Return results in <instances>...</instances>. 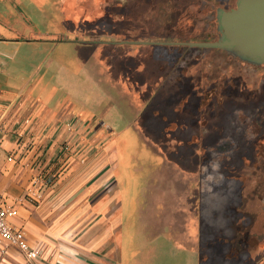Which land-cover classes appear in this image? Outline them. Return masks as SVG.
<instances>
[{
    "label": "crops",
    "instance_id": "0c3cea01",
    "mask_svg": "<svg viewBox=\"0 0 264 264\" xmlns=\"http://www.w3.org/2000/svg\"><path fill=\"white\" fill-rule=\"evenodd\" d=\"M33 4L48 20L58 21L59 28L26 37ZM142 4V0H0V195L18 211L10 223L23 230L40 253L34 261L25 257L23 264H121L117 236L123 230L122 204L115 176L105 175L115 145L111 126L105 134L104 122L117 107L122 120L134 124L140 135L145 132L138 121L146 123V106L154 92L150 89L143 99L140 94L149 83L128 81L126 71L132 64L139 71L151 63L153 47L119 42L132 29L143 33L156 28L144 24L153 19L145 17ZM130 19L136 23L118 25ZM64 36L77 38L75 60L41 59L44 51L54 53ZM148 57L151 62L143 60ZM68 65L72 73L63 76ZM105 103L107 108L96 114ZM156 152L163 157L162 169L168 176H151L145 185L149 201L140 211L135 257L127 263L233 261L232 253L222 256L220 248L216 252L207 248L202 206L198 211L193 204L198 196L192 184L199 176L173 172L170 148ZM2 250L3 264H14L9 259L22 254L7 244Z\"/></svg>",
    "mask_w": 264,
    "mask_h": 264
},
{
    "label": "rangeland",
    "instance_id": "374dc122",
    "mask_svg": "<svg viewBox=\"0 0 264 264\" xmlns=\"http://www.w3.org/2000/svg\"><path fill=\"white\" fill-rule=\"evenodd\" d=\"M236 2L237 0H205L201 4V9L199 6H191L190 11L187 7V13L184 12L181 16L182 20H185L184 25L189 31L193 29V32L187 33L186 38L188 37L189 40L186 42L218 41L220 36L218 32L219 11L230 10ZM142 3L145 4L139 8L146 11L145 17L153 19L144 20V24L150 22L157 26V22L159 23L155 30L152 28V30L143 32L144 37L147 33L160 34L163 29L161 24H168L172 17L176 18L179 9L182 8L177 5L176 0H142ZM35 7L34 4L30 5L29 20H27L28 29H25L26 37L29 38L32 33H48L59 28L58 21L48 20V17H44ZM132 21L131 25L136 23L130 19V22ZM121 24L122 22L118 23L119 26ZM131 32L132 38L141 34V31L135 29H132ZM62 39V42L57 45L55 54L44 51L40 55L41 59H45L47 63L53 61V56H55V60H62L66 63L70 58L75 60L78 54L76 46H79L76 43L77 38L64 36ZM95 39L98 40V37ZM110 39L101 38L102 41H113ZM178 54L179 52H170L169 50L168 53L159 51L160 56L164 55L168 58H176ZM29 55L32 60V53ZM184 56L185 58L179 65L181 68L184 67V73H187L188 76H200L207 93H214L212 85L215 84L214 78L216 77L218 78H216L217 82L221 83L223 92H230L228 88L230 85H225L228 77H232L233 82L229 81L232 85L237 79L245 82L244 79H248L249 74L252 75L246 72L247 70H254L255 76L264 79V66L256 68L253 65H243L239 58L227 55V52L221 49H190L184 53ZM65 67L62 70L63 76L72 73L71 69H73L69 65ZM262 104H264V100L257 101L253 105L239 101L230 104L229 108L246 109L249 111L248 113L254 112L252 115L257 114L258 123L263 126L264 105L261 106ZM106 108L107 104L105 103L95 112L101 114L99 112ZM116 109L117 107L111 109L114 110L113 115L106 118L104 122L105 134L109 130L108 126H111L112 142L115 145L109 151V167L106 169L105 175L115 176L114 182L119 189L123 230L120 231L117 238L122 245L120 263L128 264L127 262L131 263L135 257V238L138 234V223L141 221L140 211L148 205L149 201V191L147 190L146 193L145 185L150 183L151 176L157 174L168 176V172L165 173L162 169L164 159L156 152L157 149L165 152L167 148H165V142L158 143L165 136L156 130L163 126L159 120L157 123L149 119V124L154 122L152 124L154 134L151 135L145 130L146 132L140 135L134 124L131 125L129 120L124 121L119 117L118 109L117 111ZM145 120L148 119L145 118ZM252 120L254 118H250V121ZM222 135H225V132ZM226 135L231 136L230 133ZM212 137L219 140L216 135ZM216 144V146L200 149H175V153H171V156L176 157L180 164L175 163L172 170L177 175L202 176L201 180L192 184V192L193 194L196 192L198 196L195 203L193 202L198 211L202 206L203 221L207 227V248L210 252H216L215 248H220L222 256L231 257L232 253L234 259L233 261L220 260L217 262L222 264H264V259L258 262L260 258L264 257V149L240 145L229 146V144L221 142ZM183 167L190 169V173L185 172ZM200 195L203 197L201 198ZM230 242L233 244L230 245ZM248 243L251 244L249 249ZM0 252L5 254L6 250H0ZM3 257L4 255L0 256V264H3ZM9 260H12L14 264H23L26 258L23 254L17 253ZM4 264L6 263L4 262Z\"/></svg>",
    "mask_w": 264,
    "mask_h": 264
},
{
    "label": "flooded vegetation",
    "instance_id": "af4514ba",
    "mask_svg": "<svg viewBox=\"0 0 264 264\" xmlns=\"http://www.w3.org/2000/svg\"><path fill=\"white\" fill-rule=\"evenodd\" d=\"M237 2L230 10L236 7ZM115 31L120 32L121 30L115 29ZM218 32L220 35L218 40H220L222 37L220 28H218ZM180 33L183 34V31ZM122 38H125V40H121L120 38L119 42H142V40H139V36H133V38L131 36H123ZM110 40H113L109 42L111 44L117 43L116 39ZM184 41L186 42V40H182L177 44L187 46L182 44L185 43ZM148 46L152 47V45ZM151 57L152 59L157 58V52L154 48H152ZM241 61L243 65H253L256 68L264 66V64ZM138 62L142 63L143 60L141 59ZM157 63L156 61L151 62L153 67H156L153 73L155 79H158L157 74L159 73V65ZM169 70L171 74V80L169 81H172L171 89L173 90V94H171V98L169 99L170 111L161 121L164 128L160 132H164L166 135L161 140H157L158 143H168L167 148H170L171 153H175V149L180 148L200 149L207 146H216V143L219 142L229 144V146L240 145L264 149V125H259L257 114L252 115L254 112L248 113L249 111L246 109L234 110L233 108H229L230 104L239 101L253 105L257 101L264 100V79H259V77L255 76L254 70H247L246 72L252 75L249 74L248 79H244L245 82L237 79L234 81V85L229 82L230 80L233 82L232 77H228L229 79L227 78L225 85H230L228 87L230 92H223L220 81L217 82V77L214 78L215 84L212 85L214 93L206 92V89H204L205 84H202L200 76H188L187 73H184L183 66L182 68L181 66L175 68L171 65ZM160 111L161 109H157L156 112L160 113ZM250 118H254V120L250 121ZM138 123H140L139 127L143 128V130L147 131L149 129L147 127L150 125L142 120L139 119ZM223 132H225V135H222ZM229 133L231 136L226 135ZM213 135L219 137V140L217 141L216 137L213 139ZM150 137L152 138V136ZM171 153H169V157L172 159V162L180 164L176 157L171 156ZM183 168L185 169V167ZM185 170V172L190 173V169L186 168ZM201 179L202 176H199L198 180ZM252 243H255V241H252ZM257 244L259 243L257 242ZM250 245L248 243V249Z\"/></svg>",
    "mask_w": 264,
    "mask_h": 264
},
{
    "label": "trees",
    "instance_id": "16d2710c",
    "mask_svg": "<svg viewBox=\"0 0 264 264\" xmlns=\"http://www.w3.org/2000/svg\"><path fill=\"white\" fill-rule=\"evenodd\" d=\"M177 1V5L181 6L182 8L179 9L180 11H178L177 13V17H172L171 20L168 22V24H161V28H163L160 34H145V37L142 35L139 36L140 39L142 41H146L141 43H125V44H137L140 46H148V45H152V47L154 48V50H156L157 52V58L153 59V61L158 62L157 64L159 65V73L157 74V78L155 79V81L152 79V76H154V68L153 65L151 63H145L143 65V68H141V70L137 71L136 66H133V68H128L127 69V73H126V78L128 81H136L137 79H139V81L141 82H148V88L147 90H145V93H141V97L143 99H145L147 96H149L150 94V89L153 90L154 92V96H153V100L151 102L148 103V105L146 106V114L149 115L148 120L146 121L147 124H149L150 120H153L155 122L158 123V120H160V123H162V118H165V115H167L168 111L170 110V98H171V94H173V90L171 89V82L169 81L171 80V74H170V66L173 65V67L177 68L179 67V63L181 62L182 59L185 58L184 53L190 49L192 50H197V47H191V46H181L177 43H180V41L182 40H189L186 38L187 33H191L193 32V29H191L190 31L187 29V27L184 25V21L182 20V16L183 13H187L186 12V8L189 7V10L191 11V6H199L201 9V4H203L205 2V0H176ZM174 2V1H172ZM180 12V13H179ZM189 14V13H188ZM173 15V13H172ZM181 16V17H178ZM188 16V15H187ZM152 18V17H150ZM188 22H189V16H188ZM186 20V21H187ZM191 20V19H190ZM158 21V20H157ZM133 23L132 22H126L123 21L122 22V26L127 27L129 24ZM156 26V24H155ZM157 26H159V23L157 22ZM156 26V28H157ZM156 28H154L153 30H155ZM159 31V30H158ZM183 31V34H181L180 32ZM131 36V35H128ZM182 39V40H181ZM121 40H125V38L121 37ZM157 42V43H154ZM185 42V41H184ZM191 42V41H190ZM124 43V42H122ZM218 49V48H216ZM165 51L166 53H168V50L170 52H179V54L177 55L176 58H168L167 56H160L159 55V51ZM137 58L132 59V61H136ZM143 60H147L148 62H151V57L148 58H143ZM164 108V109H163ZM157 109H161L160 113H157ZM166 110V112H164V110ZM150 119V120H149ZM154 123V122H153ZM152 123V124H153ZM152 124H149L150 126L147 127L149 128L148 130H151L154 132L153 130V126ZM156 124V123H155ZM162 128H164L163 126L158 129H156L157 131H162ZM163 133L164 135H166V133L164 132H160ZM247 246V244H246Z\"/></svg>",
    "mask_w": 264,
    "mask_h": 264
},
{
    "label": "water",
    "instance_id": "95a60500",
    "mask_svg": "<svg viewBox=\"0 0 264 264\" xmlns=\"http://www.w3.org/2000/svg\"><path fill=\"white\" fill-rule=\"evenodd\" d=\"M218 22L220 40L182 44L218 48L241 60L264 64V0H238L234 9L219 11Z\"/></svg>",
    "mask_w": 264,
    "mask_h": 264
},
{
    "label": "built area",
    "instance_id": "2783aa9c",
    "mask_svg": "<svg viewBox=\"0 0 264 264\" xmlns=\"http://www.w3.org/2000/svg\"><path fill=\"white\" fill-rule=\"evenodd\" d=\"M65 149L69 151L70 145L66 144ZM12 160L13 158H9V161ZM17 214V209L6 205L0 195V250L3 244L15 246L28 260L34 261L39 257V251L30 246L23 230L10 223V219Z\"/></svg>",
    "mask_w": 264,
    "mask_h": 264
}]
</instances>
